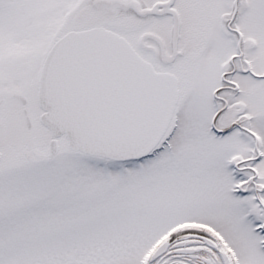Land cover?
I'll list each match as a JSON object with an SVG mask.
<instances>
[{
	"label": "snow or ice",
	"instance_id": "1",
	"mask_svg": "<svg viewBox=\"0 0 264 264\" xmlns=\"http://www.w3.org/2000/svg\"><path fill=\"white\" fill-rule=\"evenodd\" d=\"M0 264H264V0H0Z\"/></svg>",
	"mask_w": 264,
	"mask_h": 264
}]
</instances>
